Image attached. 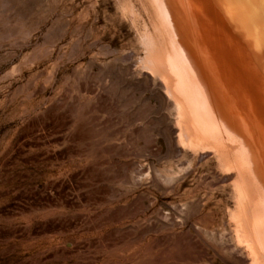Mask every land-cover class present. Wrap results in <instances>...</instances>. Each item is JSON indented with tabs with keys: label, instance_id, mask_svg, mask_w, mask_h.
I'll use <instances>...</instances> for the list:
<instances>
[{
	"label": "rangeland",
	"instance_id": "obj_1",
	"mask_svg": "<svg viewBox=\"0 0 264 264\" xmlns=\"http://www.w3.org/2000/svg\"><path fill=\"white\" fill-rule=\"evenodd\" d=\"M121 11L0 0V264H246L231 188L178 146Z\"/></svg>",
	"mask_w": 264,
	"mask_h": 264
},
{
	"label": "bare ground",
	"instance_id": "obj_2",
	"mask_svg": "<svg viewBox=\"0 0 264 264\" xmlns=\"http://www.w3.org/2000/svg\"><path fill=\"white\" fill-rule=\"evenodd\" d=\"M118 2L141 25L140 62L173 106L178 146L214 156L233 194V240L246 264H264V4Z\"/></svg>",
	"mask_w": 264,
	"mask_h": 264
},
{
	"label": "snow or ice",
	"instance_id": "obj_3",
	"mask_svg": "<svg viewBox=\"0 0 264 264\" xmlns=\"http://www.w3.org/2000/svg\"><path fill=\"white\" fill-rule=\"evenodd\" d=\"M261 3L264 4V0H261Z\"/></svg>",
	"mask_w": 264,
	"mask_h": 264
}]
</instances>
